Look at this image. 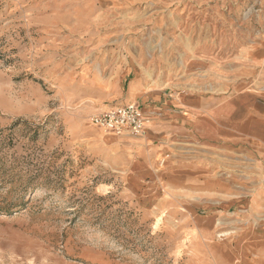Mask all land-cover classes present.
<instances>
[{
  "label": "rangeland",
  "instance_id": "1",
  "mask_svg": "<svg viewBox=\"0 0 264 264\" xmlns=\"http://www.w3.org/2000/svg\"><path fill=\"white\" fill-rule=\"evenodd\" d=\"M158 90L264 99V0H0V264H264V145L91 123Z\"/></svg>",
  "mask_w": 264,
  "mask_h": 264
},
{
  "label": "crops",
  "instance_id": "2",
  "mask_svg": "<svg viewBox=\"0 0 264 264\" xmlns=\"http://www.w3.org/2000/svg\"><path fill=\"white\" fill-rule=\"evenodd\" d=\"M129 89L133 93L136 87ZM137 97L144 98V106L135 102L143 112L164 118L159 129L166 139L189 131V136L196 140L227 144L255 141L264 145V99L250 92L218 99H178L175 93L158 90Z\"/></svg>",
  "mask_w": 264,
  "mask_h": 264
},
{
  "label": "built area",
  "instance_id": "3",
  "mask_svg": "<svg viewBox=\"0 0 264 264\" xmlns=\"http://www.w3.org/2000/svg\"><path fill=\"white\" fill-rule=\"evenodd\" d=\"M150 120V116L135 102L111 107L91 117V123L105 132L139 138L146 134Z\"/></svg>",
  "mask_w": 264,
  "mask_h": 264
}]
</instances>
